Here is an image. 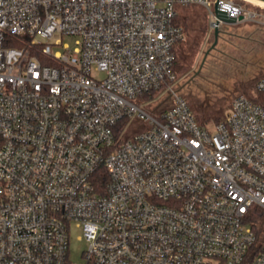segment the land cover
<instances>
[{
    "label": "built area",
    "instance_id": "obj_1",
    "mask_svg": "<svg viewBox=\"0 0 264 264\" xmlns=\"http://www.w3.org/2000/svg\"><path fill=\"white\" fill-rule=\"evenodd\" d=\"M190 4L211 32L264 21L232 0H0V264H73L72 222L81 264H264V98L197 121L174 71Z\"/></svg>",
    "mask_w": 264,
    "mask_h": 264
},
{
    "label": "rangeland",
    "instance_id": "obj_2",
    "mask_svg": "<svg viewBox=\"0 0 264 264\" xmlns=\"http://www.w3.org/2000/svg\"><path fill=\"white\" fill-rule=\"evenodd\" d=\"M232 1H234L238 5L245 6L253 10H257L256 7L264 8L263 6L257 5L247 0ZM260 12L264 14V11ZM179 17L181 20H188V32L187 36H185L188 51L186 50V47L185 49H178L179 57L181 58L182 62H185L188 65V70L179 75L177 88L178 90L183 89V92L187 94L188 97L193 99V103H191L192 107L197 113L202 114V116H224L226 110L230 107V101L232 97L238 92H233L232 95L228 96L227 98L225 97V100H227L228 98L229 99L224 102L222 101V97L226 95L224 94L227 93L226 89L224 90L217 86L214 87L213 84H210L204 78L206 75H209L208 71H210L209 68L212 66L213 63H224L221 61L222 59H220L222 56L217 59L215 54L212 53L210 55H207L203 63L206 51L212 46L215 40L214 32L208 30L206 34L202 33V27L206 26L207 24L209 25L208 10L203 5L190 4L182 7L179 10ZM237 23L239 24H227L226 30L229 32H244L246 30L252 31L256 30L257 27L264 25V21L258 19H247ZM63 43H68L72 47L75 45L74 38L69 36L63 39ZM224 43V41L220 40L219 47H223L230 54H238L240 52L238 50H233L231 46L224 47ZM58 48L60 49L61 47ZM201 65L202 68L200 69ZM102 75V73L98 74L99 77H102ZM253 95L255 96L257 94L253 92ZM207 125L212 126L214 125V123L210 122ZM86 247L87 243L86 239L84 238V232L82 227H80L76 222H72L70 226L71 263L81 264L84 262L83 250L86 249Z\"/></svg>",
    "mask_w": 264,
    "mask_h": 264
},
{
    "label": "trees",
    "instance_id": "obj_3",
    "mask_svg": "<svg viewBox=\"0 0 264 264\" xmlns=\"http://www.w3.org/2000/svg\"><path fill=\"white\" fill-rule=\"evenodd\" d=\"M184 7V6H182ZM180 7L178 9V16L177 21L182 24L186 31V36L188 32V20H181L179 17V10L182 8ZM257 10L264 11V8L262 7H256ZM227 24H234L237 25L239 23H225L220 27V34L218 38V42L215 45L214 48L211 49V51L208 53V55L215 54L217 59H222L221 61L224 62L223 64H219L218 62L213 63L212 66L209 68L210 71L209 75L205 76V80H207L210 84H213V86L220 87L221 89H226L227 93H224V97H222V101L225 100V97L232 95L233 92L236 93L230 102H232L233 98L240 94H246L253 99H262L264 98V93H261L260 91H257L256 84L257 81L260 79H264V25H261L257 27L256 30L252 31H244V32H229L226 30ZM209 25L202 27V33L206 34L209 30ZM228 37H227V36ZM224 41L225 46H231L233 50L240 51L238 54H230L226 49L223 47H219V42ZM215 41V40H214ZM199 43V41H198ZM186 38L178 41V43L175 46V52H176V60H175V67L174 71L176 73L177 78H179V75L181 73H184L188 70V65L185 62L181 61V58L178 54V49L183 48L188 51L186 46ZM226 57V59H225ZM209 77V78H207ZM228 90V91H227ZM180 93L186 98L187 102L191 105L193 103V99L188 97L187 94L183 92V89L179 90ZM253 92H255L257 95H253ZM224 98V99H223ZM221 102V99H220ZM231 105V103H230ZM194 114L196 116L197 121L203 125L207 126L208 123H218L222 121L228 109L226 110L224 116L223 115H217V116H202V114L197 113L194 108L192 107ZM108 176L105 170H99V172L95 175V181L97 182L98 186L105 185V182H107ZM264 215L262 212H256L252 215L251 221L253 222L254 226L259 229V223L263 219Z\"/></svg>",
    "mask_w": 264,
    "mask_h": 264
},
{
    "label": "water",
    "instance_id": "obj_4",
    "mask_svg": "<svg viewBox=\"0 0 264 264\" xmlns=\"http://www.w3.org/2000/svg\"><path fill=\"white\" fill-rule=\"evenodd\" d=\"M257 1L264 2V0H257ZM242 18H243V17H240V19H242ZM224 21H225L226 23H234L236 20L233 19V18H224ZM219 34H220V27H219V26H216V27L214 28L215 41H214V43L212 44V46L206 51L205 56H204V59H203V63H204V61H205V59H206L208 53H209V52L211 51V49L214 48L215 45L217 44V42H218V38H219ZM203 63H202V64H203ZM201 68H202V65H201L200 69H201Z\"/></svg>",
    "mask_w": 264,
    "mask_h": 264
},
{
    "label": "bare ground",
    "instance_id": "obj_5",
    "mask_svg": "<svg viewBox=\"0 0 264 264\" xmlns=\"http://www.w3.org/2000/svg\"><path fill=\"white\" fill-rule=\"evenodd\" d=\"M249 2H252V3H255L257 5H260V6H263L264 7V2H260V1H257V0H247Z\"/></svg>",
    "mask_w": 264,
    "mask_h": 264
}]
</instances>
